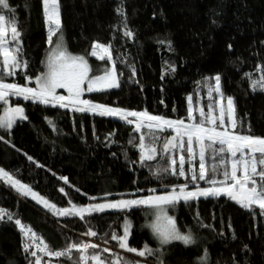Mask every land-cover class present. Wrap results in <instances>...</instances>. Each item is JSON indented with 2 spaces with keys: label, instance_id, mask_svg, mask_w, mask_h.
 <instances>
[{
  "label": "trees",
  "instance_id": "obj_1",
  "mask_svg": "<svg viewBox=\"0 0 264 264\" xmlns=\"http://www.w3.org/2000/svg\"><path fill=\"white\" fill-rule=\"evenodd\" d=\"M59 2L67 50L85 56L90 77L110 66L118 75V87L85 92L81 99L189 121L188 97L192 96L194 108H203L207 113L211 104L216 108L213 114L219 116V107L209 96L208 87L219 75L223 96L233 98L236 119L242 122L236 131L264 137V90L254 91L252 86L253 80L264 76V0ZM8 3L15 10L22 33L20 59L27 62V67L3 78L8 83L34 87L35 77L44 70L43 58L49 46L42 0ZM118 9H122V14ZM126 30L134 34L132 38L125 35ZM93 42L110 45L112 60L90 55ZM9 102L22 107L27 119L17 120L10 130L0 128V167L57 208L102 201L105 194L108 200H119L161 194L182 184H188V189L197 185L209 188L213 185L208 180H223V172L231 171L230 160L234 158L208 150V177L193 182L188 169L198 173L199 148L196 147L191 163L187 162L186 150L179 147L164 153V141L176 135L170 129L153 130L150 134L146 127L135 131L134 124L118 117L79 112L71 106L61 108L58 104L45 105L15 96ZM5 107L0 101V115ZM195 115L200 118L198 111ZM152 134L158 137L155 147L161 154L141 165L139 137L144 135L146 143H150ZM180 155L186 158V176L160 171L169 166V157L177 160L178 167ZM218 186L221 185H215ZM153 189L155 192L150 191ZM0 209L13 215L11 221L7 216L0 220V264H35L31 251H37L42 264H73L67 257H49L35 247L26 252L25 242H33L26 239L16 219L57 251L70 243H83V236L91 229L97 233L92 237L102 245L96 244L99 249H89L88 255L100 251L107 264L120 257L130 264H201L205 250L206 264H264V214L258 205L245 208L226 195L199 197L187 203L181 200L170 206L168 211L178 229L190 231L195 243L173 241L161 252L145 226L149 217L145 206L106 210L85 215L84 219L58 216L0 179ZM124 219L131 223L130 247L142 249L147 244L159 251L140 257L121 249L112 234H122ZM103 248L110 252H103ZM72 255L78 260L77 252Z\"/></svg>",
  "mask_w": 264,
  "mask_h": 264
},
{
  "label": "snow or ice",
  "instance_id": "obj_2",
  "mask_svg": "<svg viewBox=\"0 0 264 264\" xmlns=\"http://www.w3.org/2000/svg\"><path fill=\"white\" fill-rule=\"evenodd\" d=\"M42 4L50 51L46 60L47 71L35 77L36 87L33 88L27 85L22 86L18 83H8L3 78L15 75L17 69L27 67V62L20 59L22 55V33L14 16L15 10L10 8L8 0H0V101L4 105H8L9 98L15 96L45 105L58 104L61 108L71 106L75 111L79 112H96L99 110L100 115L118 117L121 120H125L128 124H135V131H141L142 128L146 127L151 134L153 130L164 131L165 129H172L176 135L164 141V153L179 147L186 150L187 162L191 163L196 147L199 148L198 173L191 168L188 169L192 173L193 182L197 180L204 181L208 177L209 170L205 163L208 150H211L217 156L228 153L234 159L230 160L231 171L225 170L223 172V180L211 179L207 181L213 187L201 188L197 185L194 191H189L188 184H182L173 186L171 191H166L163 194H150L138 199L108 200V194H105V202L103 203H91L82 207L73 204L71 208H57L56 205L49 203L44 197L34 192L29 185L21 183L20 180L3 168H0V179L14 187L21 195L31 196L38 202H42L45 208L53 210V214L58 216L75 215L84 219L85 215L103 213L106 210H125L135 206L154 208L157 210L156 219L148 227L151 228L153 235L162 246L168 245L173 241H180L184 245L195 243L192 233L190 231L187 233L181 232L177 227L175 218L168 215L166 211L168 207L175 206L181 200L187 203L199 197H220L221 195H226L245 208H252L258 205L261 214H264V137L240 134L236 131L238 125L242 127V122H238L236 119L232 97H227L226 107L220 101H216V105L219 107V116H216L213 114L216 111L213 105L210 104L207 113H205L203 108L193 107V97L189 96L187 120L192 121L191 123H185L184 119L171 120L163 116L150 115L146 111H127L83 100L81 95L85 91H103L118 87V75L113 67L105 70L103 75L90 77L91 69L85 56L73 55L63 45L64 37L59 0H42ZM118 11L122 14V9H118ZM125 35L132 38L134 34L126 30ZM90 55L96 56L100 60H104L105 57L110 61L112 60L110 45L97 42H93ZM172 70H175L174 67ZM261 70L264 71V68H261ZM27 79L31 80V77ZM213 79L215 80V85L208 86L210 94L215 92L223 99L220 84L221 77L216 75ZM85 84L87 85L86 88L84 87ZM252 86L254 91L257 89L264 90V76H261L259 80H253ZM57 89H66L68 95H58L56 93ZM81 105L87 107H81ZM197 111L199 112V119L195 115ZM129 117H135L137 120L129 119ZM26 119L27 116L22 107H5L3 114L0 115V128L10 130L17 120ZM48 123L53 124L51 120ZM185 137L187 138L186 141ZM0 139L3 138L0 137ZM157 139L158 137L152 134L151 142L146 143L144 135L139 137L137 146L140 150L141 165L154 161L160 156L161 150L155 147ZM215 145H218V147H214ZM29 159L32 158L29 157ZM185 163L186 158L184 155H180L178 167L177 160L174 157H169V166L160 169V171L170 172L171 175L183 177L186 176ZM224 163L225 161L221 158L220 164L223 165ZM215 171L216 166L213 165L212 172L215 173ZM61 179L67 182L66 178L62 177ZM217 184L222 187H215ZM60 191L63 192L64 190L60 189ZM150 191L155 192L154 189ZM91 199L96 200L97 198L92 197ZM5 216H7L9 221L13 219L11 213L0 209V220L4 219ZM15 223L20 227L26 239H30L33 242L31 245L25 242L24 249L26 252L30 251V247H35L39 252L49 257H67L73 261V264H88L89 261H92L93 264H107L100 251L88 255L89 249H99V245L90 242L70 243L62 250H52L30 227L23 225L19 219H16ZM130 229L131 223L125 220L123 235H117L115 232L112 234V239L118 242L121 249L135 253L140 257L150 256L159 251L148 247L147 244L142 249L130 247L128 243ZM85 235L96 236L97 233L89 229ZM74 251L79 254L78 260L72 255ZM102 251L110 252V249L103 248ZM30 255L36 258L35 264H42L41 257L37 254V251H31ZM200 261L201 264H206V250ZM111 264H130V262L124 261L120 257L112 260ZM135 264H140V262L137 261ZM160 264H163V262L161 261Z\"/></svg>",
  "mask_w": 264,
  "mask_h": 264
},
{
  "label": "rangeland",
  "instance_id": "obj_3",
  "mask_svg": "<svg viewBox=\"0 0 264 264\" xmlns=\"http://www.w3.org/2000/svg\"><path fill=\"white\" fill-rule=\"evenodd\" d=\"M63 37H64V35H63ZM98 43V42H97ZM101 44V43H100ZM63 45L66 47V45H65V41L63 40ZM49 51H50V45L48 46V49L46 50V52H45V54H44V58H43V65H44V70L42 71V73L43 72H45V71H47V68H46V60H47V56H48V53H49ZM68 51V50H67ZM91 51H92V47H91V50H90V53H91ZM98 52H99V50H97ZM69 52V51H68ZM72 54V53H71ZM73 55H76V54H73ZM96 57V56H95ZM105 58H107V57H105ZM111 68H113L112 66H110L108 69H111ZM41 74V73H40ZM39 74V75H40ZM104 74V72L103 73H101V74H99V75H97V76H100V75H103ZM34 81H35V79H34ZM215 85V81H214V83H213V85L212 86H214ZM23 86V85H22ZM29 87V86H28ZM34 87H36V83H35V86ZM33 87V88H34ZM84 87L86 88L87 87V85L85 84L84 85ZM58 91H60V93L58 92ZM85 92H88V91H85ZM85 92H83L82 93V95L85 93ZM56 93L58 94V95H64V96H67L68 95V92H67V90L66 89H57L56 90ZM82 95H81V98H82ZM210 97H214V100L215 101H220V103L221 104H223L225 107H226V105H227V97L228 96H226V97H224L223 96V99H221V97L220 96H218L215 92H211V94L209 95ZM9 106H12V107H15L16 105L14 104V103H12V102H9V104L8 105H6V107H9ZM85 107H87V106H85ZM109 107V106H108ZM113 108H117V107H113ZM189 108V107H188ZM121 109V108H120ZM124 110H127V111H136V112H145V111H143V110H128V109H124ZM89 112H93V111H89ZM94 113H99V110H97L96 112H94ZM150 115H153V116H159V115H155V114H151V113H149ZM166 119H171V120H177V119H174V118H168V117H165ZM129 119H132V120H137V118H135V117H129ZM185 123H191V122H189V121H185ZM135 125V124H134ZM170 130H172V129H170ZM173 131V130H172ZM175 131H173V133H174ZM174 134H176V133H174ZM1 168V167H0ZM1 180H3V179H1ZM4 181V180H3ZM8 184V183H7ZM218 187H222V186H218ZM201 188H203V187H201ZM196 188H191V189H188L189 191H194ZM33 190V189H32ZM34 192H36L35 190H33ZM36 193H38V192H36ZM39 194V193H38ZM161 194H163V193H161ZM40 196H42L41 194H39ZM155 195H159V194H155ZM36 204H38L43 210H47V211H49V212H51V213H53V210H50V209H48V208H45L44 207V205H43V203L42 202H38L37 200H35V199H33L31 196H29ZM43 197V196H42ZM144 197V196H143ZM45 198V197H44ZM138 198H140V197H130V198H128V199H138ZM46 199V198H45ZM47 200V199H46ZM48 201V200H47ZM103 202H105L104 200H102V201H98V202H91V203H103ZM49 203H51L50 201H49ZM91 203H88V204H86V205H84V206H87V205H89V204H91ZM51 204H53V203H51ZM78 207H82V206H78ZM69 208H71V207H69ZM149 208V207H148ZM169 208V207H168ZM168 208L166 209V211H167V214L168 215H170V213H169V211H168ZM156 214H157V210L156 209H154V208H149V212H148V215H149V217L147 218V220H146V222H145V226L148 228V230L151 232V234L153 235V233H152V230H151V228L150 227H148V225H150L155 219H156ZM170 216H172V215H170ZM173 217V216H172ZM125 220H127V221H129L128 219H124V221H123V228H122V234L121 235H123V232H124V224H125ZM130 222V221H129ZM153 237H155L154 235H153ZM155 239L157 240V246H159V247H161L160 248V252L162 251V248L165 246V245H161L160 243H159V241H158V239L155 237ZM178 242H180V241H178ZM140 262V261H139ZM51 264H55L54 262H51ZM135 264V263H134ZM140 264H145V263H143V262H140Z\"/></svg>",
  "mask_w": 264,
  "mask_h": 264
},
{
  "label": "built area",
  "instance_id": "obj_4",
  "mask_svg": "<svg viewBox=\"0 0 264 264\" xmlns=\"http://www.w3.org/2000/svg\"><path fill=\"white\" fill-rule=\"evenodd\" d=\"M84 242H90V243H93V244H99V245H102L101 242H99L98 240L94 239L92 236H83V243ZM88 264H93L92 261H89Z\"/></svg>",
  "mask_w": 264,
  "mask_h": 264
},
{
  "label": "crops",
  "instance_id": "obj_5",
  "mask_svg": "<svg viewBox=\"0 0 264 264\" xmlns=\"http://www.w3.org/2000/svg\"><path fill=\"white\" fill-rule=\"evenodd\" d=\"M175 133V132H174Z\"/></svg>",
  "mask_w": 264,
  "mask_h": 264
}]
</instances>
